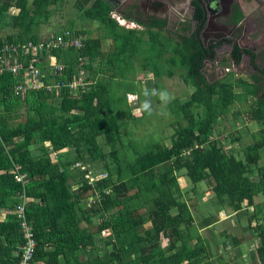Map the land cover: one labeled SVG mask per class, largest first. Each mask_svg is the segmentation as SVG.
<instances>
[{"label":"trees","instance_id":"trees-1","mask_svg":"<svg viewBox=\"0 0 264 264\" xmlns=\"http://www.w3.org/2000/svg\"><path fill=\"white\" fill-rule=\"evenodd\" d=\"M31 1L0 0V22L3 17H8L15 29L0 39V46L41 40L33 31L48 21L49 8L59 0ZM83 4L88 6L84 8ZM75 6L88 20L102 26L112 43L111 54L104 55L100 39L82 38L81 48L51 51L57 64L63 66L61 72L53 75L52 68H46L44 64L38 67L46 75L45 82L58 83L71 81L82 70L88 82L84 90L80 88L71 93L68 88L51 92L41 89L16 95L14 88L18 76L7 71L0 73V212L20 206L25 197L35 200L24 208L36 241L31 264H215L211 247L198 235L186 201L178 200L181 193L175 173L180 170H184L185 178L193 187L210 183V195L215 199L212 202L218 209L226 208L235 213L236 225H240L241 212H245L246 224L239 228L251 231L256 244L250 252L248 250L247 256L254 257L255 264H264V177L260 168L252 169L263 144L248 147L246 159L238 160L233 151H223L213 139V123L218 112H227L233 102L232 85L218 80L208 82L199 62L197 45L190 42V38L181 37L167 62L183 69L186 82L194 88L189 99L179 106L185 124L175 129L169 145L153 144L149 149L137 152L136 147H142L130 143V156H121L120 118L139 122L143 116L135 118L127 105L110 100L106 81L99 75L108 70L111 77L121 66L131 69L132 62L126 57L135 55L143 44L147 45L146 62L162 56L165 48L159 35L151 29L154 26L152 21L144 40L143 32L119 26L111 17L113 9L103 0H75ZM11 7L18 13L6 16ZM64 30L81 36V30ZM18 60L23 58L18 57ZM236 85L243 87L245 84L238 82ZM250 88L248 92L256 90L254 84ZM53 95L59 98L56 106L48 103ZM195 105L202 108L198 117L190 111ZM21 110L25 111V119L12 125ZM250 119L261 125L264 139V92ZM101 137L111 149L109 157L113 159V168L108 169L105 172L107 177L94 186L87 185L82 174L77 173L78 180L70 186L72 166L67 167L70 163H88L98 173L94 163L105 158L97 140ZM35 145L36 155L32 152ZM73 147L75 157L69 163H53L52 154ZM16 165L21 167L20 173L26 175L24 183L16 182L11 172ZM256 170L257 182L250 177ZM113 176L116 182L112 181ZM106 190H109L108 194H105ZM256 197L261 198L259 203H255ZM82 199L97 202L89 209L90 213H107L98 231H108L107 241L100 247L104 254L85 260L78 256L88 255L94 243L91 235L79 230L81 219L78 213L80 210L83 213L79 206ZM172 210L176 212L171 214ZM209 217L206 226L217 222ZM147 221L150 227L144 229ZM236 225H232L234 230ZM220 236L223 240H230L231 245L239 250L242 244L248 243L243 235L232 236L223 231ZM191 241H195L194 244ZM23 245L16 216L1 217L0 214V264H18ZM217 261H223L221 254L217 255Z\"/></svg>","mask_w":264,"mask_h":264},{"label":"rangeland","instance_id":"rangeland-1","mask_svg":"<svg viewBox=\"0 0 264 264\" xmlns=\"http://www.w3.org/2000/svg\"><path fill=\"white\" fill-rule=\"evenodd\" d=\"M31 1V0H30ZM92 1V0H90ZM248 3L244 8V13L247 14L256 5L249 0H241ZM32 2V1H31ZM91 3V2H90ZM246 5V4H245ZM84 8L87 4L82 5ZM171 7V5H169ZM139 5L137 0H131L127 5L121 8L117 12L111 13V17L114 20L118 18L123 19L126 23L119 24L123 29H133L138 32L144 33V40L147 39L145 32L150 21L143 15L147 13H138L137 9ZM175 12L183 14L181 6H172ZM50 17L45 24L36 26L33 34L38 36L41 40L51 38L53 35L58 34L65 28H73L74 30H81V37L97 38L101 40V50L104 55H110L112 52V43L106 37L102 26L95 21L88 20L83 11H80L75 6V0H59L57 4L51 6ZM115 10V9H114ZM18 13L17 9L11 7L6 16H15ZM159 17L164 18L163 15ZM151 28L152 31L157 33L160 37V41L165 48V53L154 61L146 62L145 56L147 52V45L143 46L133 56H129L132 62L131 69L126 66L117 68V71L109 74L111 71H104L99 75L106 81L107 89L110 100L119 103V105L126 106L131 110V114L136 117H141L139 122L129 121L126 117H122V126L120 128V151L121 156H130L132 150L130 143H134L137 152L145 151L153 144L169 145L175 129L179 125H184L183 113L180 111V104L186 102L190 95L193 93L194 88L191 87L185 80V71L178 67H172L167 62V58L172 54V49L178 47L179 43L176 41L175 35L182 33L181 25L177 24L176 18L164 21L163 24H156ZM158 22V21H157ZM15 32V29L11 27V21L8 17H3L0 22V39ZM190 32V27L185 26V36ZM135 56V57H134ZM228 54L222 55L221 61L228 62ZM98 60H95V63ZM146 63L147 65H144ZM144 65V66H143ZM148 66V67H145ZM98 68V65L95 67ZM97 70V69H96ZM111 70V69H110ZM202 72L208 82L222 81L232 85V91L234 99L232 104L229 105L227 112L219 113L217 119L213 123V139L214 142L223 151H233L238 160L246 159L248 152L246 149L254 144L262 143L263 146L258 149V159L256 166L253 168H260L264 177V139L261 134V125L250 119L251 112L255 109L258 98L264 92V78H259L257 75H250L246 69V61L243 62L242 68L234 71L230 64H222L221 66H209L203 67ZM99 74V73H98ZM96 77V76H95ZM99 77V78H100ZM109 77V79H108ZM238 82H242L245 85L240 87L236 85ZM254 84L256 90L254 92L250 90V85ZM144 88H149L144 90ZM161 92H167L168 98L162 100L160 97ZM126 93L136 94L134 100L125 102ZM59 98L53 95L49 98L48 103L51 106H56ZM145 101L150 102V112L140 109ZM119 107V106H117ZM115 108V107H114ZM126 109V107H124ZM194 117H198L202 114V108L200 106H192L190 108ZM32 114V113H31ZM35 116V113L32 114ZM25 119V111L21 112L13 119L12 125H16ZM98 143L102 147L104 159H100L94 166L98 173L108 172V169L113 168V159L109 157L110 147L106 144L105 140L101 137L98 138ZM124 147V148H123ZM151 149V148H150ZM85 151V150H84ZM82 151V153L84 152ZM33 154H38L37 146L32 147ZM75 148H68L63 152L52 154L53 163L62 164L69 163L75 157ZM79 162V161H78ZM76 162V163H78ZM67 166L71 167L72 176L69 179L68 184L72 186L78 180L79 171L74 167L75 164ZM123 164V163H122ZM257 170L250 176L255 182L258 181L259 176L256 174ZM178 178V184L181 195L178 196V200L187 203L188 208L191 211L192 216L198 229V235L208 242L211 247V257L215 264H255L254 257L247 256V252L255 248L254 234L251 231H241L240 226L246 224L243 216L245 212H241L242 221L240 225L235 224L237 215L231 213L229 209H218L216 204L212 201V195H210V183L203 182L198 186L193 187L185 178L184 170H180L175 173ZM72 181H74L72 183ZM112 181L116 182V177H112ZM73 188H76L74 186ZM105 194L109 193V190L104 191ZM101 199V198H99ZM97 199V200H99ZM211 199V200H210ZM255 203H259L261 198L256 197ZM95 202H87L82 199L79 206L83 208V213L79 211V218L81 219L79 224V230L85 235H91L94 245L89 254H80L78 258L85 260L87 257L95 255H103V250L100 247L104 246L107 241L108 231H98L99 224L103 220H106L107 213L101 211L97 213H90L89 209ZM78 206V207H79ZM144 211V210H141ZM113 212V210L111 211ZM176 210H172L171 214H174ZM84 215V216H83ZM208 216L210 220L217 221L211 229L207 228ZM239 216V215H238ZM3 217V214L1 215ZM232 225H236V230ZM150 223L147 221L144 224V229L149 228ZM223 231H226L232 236L243 235L246 242L250 243L248 249L241 247L240 250L237 246L233 247L230 240H223L220 236ZM195 241H191L194 244ZM229 246V247H226ZM94 248V249H93ZM242 252V253H241ZM221 254L223 261L216 263L217 255ZM218 262V261H217Z\"/></svg>","mask_w":264,"mask_h":264},{"label":"flooded vegetation","instance_id":"flooded-vegetation-1","mask_svg":"<svg viewBox=\"0 0 264 264\" xmlns=\"http://www.w3.org/2000/svg\"><path fill=\"white\" fill-rule=\"evenodd\" d=\"M124 1L109 0V5L112 9L125 7L127 3ZM249 1L256 6L247 14L244 8L248 3L241 0H200L206 10L205 15L198 0H137V12H148V15H143L152 21L164 22L176 18L182 28V33L175 35L176 41L180 43L181 37L190 38L200 51L202 67L208 63L211 67L230 64L237 71L246 61L250 75L264 78V0ZM172 6H181L183 14L175 12ZM199 15L200 18H197ZM185 26L190 27L187 36ZM225 54L229 57L224 63L220 57Z\"/></svg>","mask_w":264,"mask_h":264},{"label":"built area","instance_id":"built-area-1","mask_svg":"<svg viewBox=\"0 0 264 264\" xmlns=\"http://www.w3.org/2000/svg\"><path fill=\"white\" fill-rule=\"evenodd\" d=\"M82 41L81 36H76L71 31L64 30L62 33L49 39L40 40L35 43L29 42L17 46L2 45L0 46V73L7 71L12 75L18 76V82L14 88L16 95L25 94L28 91H39L41 89L51 92L61 88H68L71 93H75L80 88L84 90L88 82L82 70L79 71L78 77H73L71 81L58 83L54 81L45 82L46 75L38 67V65L44 64L46 68H52L53 75H56V72L63 70V66L57 64L55 57L50 54L51 51L69 47L81 48L83 45ZM18 57L23 58V60H18ZM135 98L137 97L133 94L126 95L128 102ZM74 167L82 174L84 182L89 186H94L96 182L107 177V173L105 172H103L104 174L95 173L92 168L93 166L85 162H78ZM20 169L21 167L16 165L11 172L14 174L16 182L24 183L26 175L20 173ZM34 201L33 199L25 197L20 206L11 210L2 209L0 212L1 215L3 214V217L15 215L19 222L20 234L24 240V245L22 246L18 264H31L33 260L36 241L33 229L26 219L24 208L27 204Z\"/></svg>","mask_w":264,"mask_h":264},{"label":"clouds","instance_id":"clouds-1","mask_svg":"<svg viewBox=\"0 0 264 264\" xmlns=\"http://www.w3.org/2000/svg\"><path fill=\"white\" fill-rule=\"evenodd\" d=\"M160 97L162 100H166L168 98V93L167 92H161ZM142 109L145 111H149L150 112V102L149 101H145L142 104Z\"/></svg>","mask_w":264,"mask_h":264},{"label":"crops","instance_id":"crops-1","mask_svg":"<svg viewBox=\"0 0 264 264\" xmlns=\"http://www.w3.org/2000/svg\"><path fill=\"white\" fill-rule=\"evenodd\" d=\"M131 0H126V1H124L125 3H129ZM124 3V4H125ZM122 5H123V3H122ZM116 8H117V10L119 11L121 8H123L122 6L121 7H118V6H116L115 7V10L113 9V12H117V10H116ZM125 23H126V21H125ZM149 88H144V90H148ZM232 213V212H231ZM235 214V213H234ZM214 225V224H213ZM213 225H210V226H207V228L208 229H211L212 228V226ZM248 246H249V244L247 243H244V244H242V246L241 247H244V248H246V249H248ZM249 250V249H248Z\"/></svg>","mask_w":264,"mask_h":264},{"label":"water","instance_id":"water-1","mask_svg":"<svg viewBox=\"0 0 264 264\" xmlns=\"http://www.w3.org/2000/svg\"><path fill=\"white\" fill-rule=\"evenodd\" d=\"M103 1H105L106 3H110L109 2V0H103ZM198 4L200 5V7L202 8V10H203V14L205 15V12H206V10H205V8L203 7V5L200 3V0H198ZM210 9H211V6L209 5L208 6Z\"/></svg>","mask_w":264,"mask_h":264},{"label":"bare ground","instance_id":"bare-ground-1","mask_svg":"<svg viewBox=\"0 0 264 264\" xmlns=\"http://www.w3.org/2000/svg\"><path fill=\"white\" fill-rule=\"evenodd\" d=\"M117 21L119 22V24H122V23L125 24V21L123 19H121V18H118Z\"/></svg>","mask_w":264,"mask_h":264}]
</instances>
